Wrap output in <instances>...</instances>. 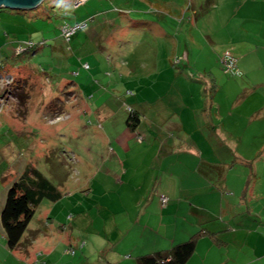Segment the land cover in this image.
I'll return each instance as SVG.
<instances>
[{
  "label": "crops",
  "instance_id": "crops-1",
  "mask_svg": "<svg viewBox=\"0 0 264 264\" xmlns=\"http://www.w3.org/2000/svg\"><path fill=\"white\" fill-rule=\"evenodd\" d=\"M213 3L212 10L221 11L223 8L228 13V16L221 20L226 23L227 32L222 31L219 37H224L223 42L230 41L231 44L234 42L231 50L238 59V67L243 75L240 78L226 77L222 74L216 76L211 66L218 68V65L220 66L218 62L211 66L204 64L203 71L195 68L196 65L191 66V61H196L194 50L189 47L190 40L194 41V37L191 39L188 37L190 32L181 33V27L163 12H152L158 14V19L151 20L146 17L145 21L148 23L144 32H147L145 36L149 33L155 38L158 37V40H145L142 46L146 47V50L147 47L150 49L144 53L150 51L158 55L155 47L159 44L166 49L171 47L170 52L173 53L171 55L186 62L181 73L169 69L170 88L162 87L159 92L155 90L159 95V110H162L164 95L167 94L169 97L172 94L170 100L175 109L173 114L175 116L171 121L175 132L171 135L166 134L167 121H142L141 113L148 116L152 111L144 107L153 106V101H147L146 98V101L143 103L139 101L136 105L141 112L132 107L139 113L141 119L135 130L130 129L127 119L103 121L105 131L102 129L97 131L103 148L98 152L94 151L95 153L89 152L92 157L98 158L99 165L110 166L105 175L112 179L107 190L117 185V192H127V197L130 195L128 209L132 214H128L125 208V212L120 214L123 215L121 220L125 218L129 220L131 215L137 217L136 223L140 222L144 231L133 232L135 224L129 223L132 226L118 235L106 236V239H101L100 236L99 239L105 242V247L90 252V248L87 250L85 247L87 243L79 236L77 238L75 230L68 232L64 224L54 226L55 217L51 218L54 213L45 210L43 206L44 203L52 207L58 206L57 203L63 204V211L70 214L69 221H76L82 216L80 201L83 198H78L74 191L79 187L80 190L87 188L88 191H92L91 182L81 184L77 181V184L72 185L66 180L68 178H62L61 183H54L62 194L61 198L55 202L44 200L41 204L44 209L39 217L45 220V224H39L37 229L32 230L44 229V233L29 249L28 255L32 261H36L38 253H45L48 256L46 259L50 261L51 255L48 253H51V249L58 244H64L65 255L57 253L55 264H138L139 256L169 250L176 244L201 233L195 252L186 264H264V214L257 212L250 204L252 201H248L249 196L254 197L248 186L251 176L242 169L243 175L249 178L244 184L241 183L232 175L236 162H228V158L235 154L239 159L238 163L249 165L248 160L253 159L258 149L256 142L258 138L252 135L255 130L253 125L264 124V0H213ZM197 11L194 9L195 18H198ZM34 13L30 11L13 15L20 16V19L26 22L33 20L35 14H38ZM88 18L92 20L91 25L96 24L94 30L105 29L104 26L108 23L109 26H113L118 20L117 15L110 10L93 11L89 13ZM119 20L121 21L119 30L124 29L123 22H126L127 27L134 24V17L120 16ZM190 24L191 27L194 26V30L198 28V24ZM122 31L123 37L125 33ZM115 33L109 35L112 37ZM109 35L103 39L108 40L106 37ZM209 37L213 42L214 38ZM84 39L79 44L80 47H88L91 50L96 46L99 51L106 49L103 40L95 42L91 36ZM121 44L118 43L120 46ZM79 45L76 46L75 52H82V49L78 48ZM201 57L202 54L198 56ZM114 61L118 69L121 60L107 57L108 64ZM208 61L210 62V59ZM19 65L16 67L19 68L15 72L18 74L16 79L23 70V66ZM9 69L5 68L4 71L12 72ZM161 71L158 65V78L162 77ZM156 77L154 75L153 80ZM26 79L24 85L30 82V78ZM164 79L158 81V84L164 85ZM154 83L157 85V81ZM24 85L26 88L27 85ZM26 90H22V96L27 94ZM73 90L79 92L71 93V99L63 103L59 110L53 109V112L47 114L48 117L55 120L60 113L64 114L70 110L71 106L80 112L91 110L79 87L75 86ZM106 93L111 94L109 89H106ZM111 95L109 103L108 100H104L97 107V111L106 109L107 114L104 116L116 113L113 108H118V100ZM98 100L100 102L101 98ZM178 109L180 114L177 113ZM67 117L71 118L69 114ZM33 142L35 140L31 141L30 147L36 153L38 148ZM216 142L222 146H218ZM223 145L227 146L229 151ZM30 159L24 162V165H17V172L16 170L12 172L21 173L28 164L37 165L34 160L36 157L31 156ZM215 187H220L218 188L220 190L222 188L224 192L220 190V193L217 192ZM65 191L67 195H64ZM205 191L207 198L202 199V192ZM161 194L170 198L165 206L160 200ZM226 194L230 197L225 198ZM75 197L77 199H74ZM261 198L264 199V193L261 194ZM66 203L70 204V208L65 207ZM234 207H246V210L239 208L235 213ZM72 224L73 222L70 228ZM82 242L84 247H81ZM75 247L82 249V255L77 256L76 252L74 256L68 254L67 250L70 248L75 250ZM43 263L45 264V262L38 264Z\"/></svg>",
  "mask_w": 264,
  "mask_h": 264
},
{
  "label": "rangeland",
  "instance_id": "rangeland-1",
  "mask_svg": "<svg viewBox=\"0 0 264 264\" xmlns=\"http://www.w3.org/2000/svg\"><path fill=\"white\" fill-rule=\"evenodd\" d=\"M76 1L46 0L42 7L26 11L38 13L35 14L38 19L34 25L27 24L20 19V16L8 14L19 12V10L7 12L5 8L0 9L4 11L0 13V60H5L12 71L6 73L1 68L0 72V201L3 206L12 175L17 177V173L10 172L16 170L17 165H24V162L30 161L31 156L36 157L34 160L37 165L35 166H38L54 183H61L62 178H68L66 180L72 185L77 184V181L81 184L91 182L92 191H88L87 188L80 190V187L74 191L78 198H83L80 201L83 214L76 221H69L70 214L63 211V204L57 203L58 206L52 207L44 203L43 206L45 210L54 213L51 216V218L55 217L54 226L64 224L68 232L75 230L77 238L79 236L83 242L87 243L85 246L82 242L81 247L90 248L92 252L91 250L98 251L105 247V242L101 239L118 235L133 224H135L133 232L144 231L141 228L142 224L136 223L137 217L131 215L129 220L125 217L121 220L123 215L120 214L125 212V208L128 214H132L128 209L130 195L127 197V192H117V185L107 190L108 184L112 181L111 178L105 176L110 166L99 165L98 158L90 154L103 148L97 132L101 129L105 131L103 121H126L129 116L128 109L136 108L139 101L143 103L148 98L147 101H153V106L144 108L152 111L148 116L141 113L142 121H167L166 134L171 135L175 132L173 121H171L175 116L173 115L175 109L170 100L172 94L169 97L167 94L164 95V104L161 106L162 110H159V95L155 90L159 92L162 87L170 88V71L183 72L186 62L172 56L171 47L166 49L159 44L155 47L158 55L150 51L144 53L150 49L147 47L146 50V47L142 46L145 40H158V37L155 38L149 33L145 36L147 32H144V28L148 23L145 18L157 20L158 14L152 12H163L181 27V33L190 32L188 37L190 39L194 37V41L190 40L189 47L194 50L196 56L194 57L196 61L192 60L191 66L196 65L195 68L203 71L204 64L211 66L218 62L220 63L219 69L211 66L216 76L222 74L226 77L240 78L243 73L238 63L232 71L226 72L223 59L227 55L236 57L231 50L234 42L232 44L230 41L223 42L224 37H219L222 31L227 32L226 23L221 20L224 16L227 17L228 13L223 8L221 11L212 10L213 7L207 5L206 0H84V4L80 6H76ZM194 9L198 10L196 16L198 18H195ZM97 10H110L117 15L118 20L113 23V26H109L110 23L106 25L103 21L105 29L94 30L96 24L91 25L92 20L88 16L89 13ZM208 13L209 16H207ZM120 16L134 17V24L127 27L126 22L122 23V26L124 25L122 30L125 33L123 37L121 36L123 31L119 30ZM77 23H85V27L76 32L71 42L66 43L62 37V28L74 27ZM190 23L198 24V28L195 26L196 30H194V26L191 27ZM111 31L114 33L117 31V33L111 37L109 35L112 34ZM106 35H109L106 37L108 40L103 39ZM90 36L95 42L103 40L106 43L103 45L106 49L99 51L96 46L91 50L88 47H80L79 44L85 40L84 37L89 38ZM209 36L214 38L213 42ZM27 42H33L36 47L19 55L24 51L18 53L16 49ZM118 43H122L121 46ZM77 45L82 52H75ZM201 54L202 57L198 58ZM108 56L113 60L114 58L121 60V66L117 69L115 61L108 64ZM19 64L23 66V70L16 79L18 74L15 72L19 69L16 68ZM84 64H89L90 69H85ZM158 65L162 69L161 78H158ZM76 72L77 74H74ZM154 75L157 77L153 80ZM26 78H30V82L28 80L29 83L25 84L27 86L24 88ZM163 78H165L164 85L158 84V81H162ZM154 81H157V85ZM74 85L79 87L82 97L87 101L91 110L80 112L71 106L70 110L64 114L61 113V117L55 120L48 117L47 114L53 112V109L59 110L63 107V103L71 99V93L79 92L73 90ZM23 89H27V94L22 96ZM106 89H109V93L118 100V108H113L116 113L110 116H104L107 114L104 108L97 111L102 101L108 100L109 103L112 97L111 94L106 93ZM25 97L31 100L25 102ZM99 98H101L100 102ZM160 112L163 113L161 117ZM177 113L180 114V109ZM68 114L71 116L70 119L67 117ZM253 127L255 130L252 129V135L258 138L256 140L257 154L255 151L253 159L248 160L249 165L247 166L238 163L239 159L235 154L228 158V162H236L237 165L232 175L241 183L244 184L251 176L248 186L254 197L249 196L248 201H252L250 204L257 212L264 214V199L261 198V194L264 193V124L259 123ZM32 140H35L33 144L38 148L36 153L30 147ZM218 146L222 145L218 144ZM227 149L229 151L228 147ZM242 169L249 173L248 177L243 175ZM218 188L220 187L216 188L217 192H224L222 188L221 190ZM64 195H67L66 191ZM224 197L229 198L230 195L226 194ZM201 198H207L206 191L202 192ZM65 207L70 208V204L66 203ZM210 208L213 210L211 205ZM239 208L234 207V212L237 213ZM43 209L42 205L37 208L29 230L37 229L39 224H45V220L39 217ZM240 209L246 210V207ZM72 222V228H70ZM27 234L29 235L30 232L28 231ZM61 245L58 244L51 249V253H48L51 255L50 261L46 259L48 256L45 253H38L36 261H32L28 253L8 249L0 220V264H38L41 262L55 264L57 253L65 255L64 244L63 247ZM75 248V250L70 248L73 251L67 250L68 254L74 256L76 252L77 256L82 255V249Z\"/></svg>",
  "mask_w": 264,
  "mask_h": 264
},
{
  "label": "trees",
  "instance_id": "trees-1",
  "mask_svg": "<svg viewBox=\"0 0 264 264\" xmlns=\"http://www.w3.org/2000/svg\"><path fill=\"white\" fill-rule=\"evenodd\" d=\"M45 2L46 0L42 5H44ZM206 4L213 6L214 3L213 0H206ZM42 5L40 7H42ZM9 11L12 10L7 9V12ZM3 12L4 11L0 10V13ZM25 12L26 11H15L10 14H24ZM37 19L38 17L35 15L33 20L27 19L28 21L26 22L33 23L36 22ZM65 27L62 28V32ZM79 30L81 29H78L77 31ZM76 32L71 36L70 40H67L63 34L62 37L66 43H69ZM6 36L8 37L7 34ZM19 47H24V52L19 54L22 55L34 49L36 44L33 42H27L25 45H19ZM1 68H6V70L9 69L5 60H0V72L2 70ZM128 110L129 116L127 118V123L131 130H135L140 124V115L133 108H129ZM58 117H60V115L56 118ZM14 172H12V174ZM10 182L11 184L6 190V198L0 212L3 234L10 251H24L29 253L32 243L44 233V229H38L36 231L29 230V225L34 219L37 208L44 200H50L52 202L59 200L62 194L54 182L35 165L32 166V164L26 165L21 173H17V177L12 175ZM28 231L30 232L29 235L27 234ZM201 235V233H197L189 240L176 244L169 250L139 256L137 262L138 264H186L194 254L197 239H199Z\"/></svg>",
  "mask_w": 264,
  "mask_h": 264
},
{
  "label": "built area",
  "instance_id": "built-area-1",
  "mask_svg": "<svg viewBox=\"0 0 264 264\" xmlns=\"http://www.w3.org/2000/svg\"><path fill=\"white\" fill-rule=\"evenodd\" d=\"M75 4H76V6H80V5L84 4V0H77ZM84 27H85V23L84 24H77L74 27H65L63 29L62 34L66 37L67 40H70L71 36L78 29H81V28H84ZM23 50H24V47H19L17 49V52L20 53ZM223 63H224V68H225L226 72H230V71H232L237 66L238 59H237V57H235L233 55H227L223 59ZM84 68L89 69V65L88 64H84ZM160 200H161L163 206H165L168 203L169 198H168V196L162 194L160 196ZM68 251H73V250L69 249Z\"/></svg>",
  "mask_w": 264,
  "mask_h": 264
},
{
  "label": "water",
  "instance_id": "water-1",
  "mask_svg": "<svg viewBox=\"0 0 264 264\" xmlns=\"http://www.w3.org/2000/svg\"><path fill=\"white\" fill-rule=\"evenodd\" d=\"M45 0H0V9H10L19 11L35 10L40 7Z\"/></svg>",
  "mask_w": 264,
  "mask_h": 264
},
{
  "label": "clouds",
  "instance_id": "clouds-1",
  "mask_svg": "<svg viewBox=\"0 0 264 264\" xmlns=\"http://www.w3.org/2000/svg\"><path fill=\"white\" fill-rule=\"evenodd\" d=\"M17 49H18V48H17ZM17 49H16V50H17Z\"/></svg>",
  "mask_w": 264,
  "mask_h": 264
}]
</instances>
